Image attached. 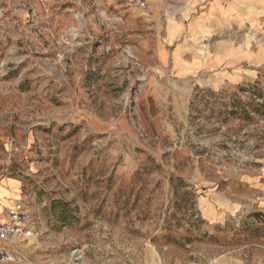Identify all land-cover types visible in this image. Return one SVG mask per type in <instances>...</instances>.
Returning a JSON list of instances; mask_svg holds the SVG:
<instances>
[{
  "label": "rangeland",
  "instance_id": "obj_1",
  "mask_svg": "<svg viewBox=\"0 0 264 264\" xmlns=\"http://www.w3.org/2000/svg\"><path fill=\"white\" fill-rule=\"evenodd\" d=\"M147 1L0 0V173L36 226L9 264H210L202 184L264 163V75L168 79L154 45L190 0Z\"/></svg>",
  "mask_w": 264,
  "mask_h": 264
},
{
  "label": "crops",
  "instance_id": "obj_2",
  "mask_svg": "<svg viewBox=\"0 0 264 264\" xmlns=\"http://www.w3.org/2000/svg\"><path fill=\"white\" fill-rule=\"evenodd\" d=\"M187 16L166 22L154 45L168 79L191 86L211 81L219 88L264 75V0H190ZM3 173L0 215L22 200V180L13 169ZM226 181L224 186L202 184L197 200L216 252L210 264H264V235L237 245L241 227L264 228V163Z\"/></svg>",
  "mask_w": 264,
  "mask_h": 264
},
{
  "label": "built area",
  "instance_id": "obj_3",
  "mask_svg": "<svg viewBox=\"0 0 264 264\" xmlns=\"http://www.w3.org/2000/svg\"><path fill=\"white\" fill-rule=\"evenodd\" d=\"M142 8H148L147 0H132ZM36 226L27 212L23 200L17 201L8 211V218H0V262L15 263L22 261L25 250L17 245L35 236Z\"/></svg>",
  "mask_w": 264,
  "mask_h": 264
}]
</instances>
